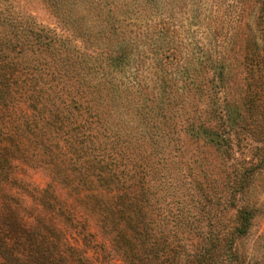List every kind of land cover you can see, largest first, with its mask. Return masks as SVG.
I'll return each instance as SVG.
<instances>
[{"label":"rangeland","instance_id":"374dc122","mask_svg":"<svg viewBox=\"0 0 264 264\" xmlns=\"http://www.w3.org/2000/svg\"><path fill=\"white\" fill-rule=\"evenodd\" d=\"M5 1L61 38L47 53L32 35L18 54L49 99L37 110L57 108L74 122L47 132L44 148L18 140L4 194L22 221L54 228L90 264H122L92 209L91 196L109 201L115 191L96 188L93 175L137 172L142 217L153 222L145 246H176L189 255L182 264L202 254L264 264V0ZM99 51L118 59L97 69ZM81 90L86 112L67 113L55 96ZM240 212L248 225L236 236Z\"/></svg>","mask_w":264,"mask_h":264},{"label":"trees","instance_id":"16d2710c","mask_svg":"<svg viewBox=\"0 0 264 264\" xmlns=\"http://www.w3.org/2000/svg\"><path fill=\"white\" fill-rule=\"evenodd\" d=\"M4 2L6 1L0 0V264H90L86 258L77 253L76 248L67 245L64 240L62 242L58 238L59 233L54 228L50 227L53 233L40 232L37 228L35 229L22 221L21 216L16 214L15 202H12L14 197L4 194L5 186L11 182L12 160L19 152L18 140L38 138L34 142L44 148L43 143L47 141V132H51L61 123L74 124L72 120L64 117L57 108L37 110L36 105L43 108V99L46 101L49 99L39 87L38 69L25 66L22 62L25 57L18 54L20 47L30 42L32 35L35 38L34 45L41 52L47 53L54 50L55 43L58 46L64 45L61 38L53 30L35 27L30 17L21 18V15L15 14L3 6ZM106 25L107 22H105ZM107 29L111 33L107 36L115 37V29L110 26H107ZM83 35L85 34L83 33ZM80 39L83 41V38ZM67 42L69 41L67 40ZM49 47L50 50H48ZM82 47L85 48L83 45ZM74 48L76 49V47ZM166 50L167 48H165ZM121 51H118L120 57L122 56ZM65 52L66 50L63 51V54ZM99 53L95 59L101 61H96L97 69L101 64L108 66L110 61L118 59L117 55L116 58H112L110 53L102 54L100 51ZM89 74L90 72L86 75L85 82L89 87H93L89 84V81L91 82ZM57 80L59 79L52 81ZM62 92L69 93L67 90H61L60 93ZM83 92L85 93L83 90L75 92L74 97L67 94L55 97L61 100L63 109L67 113L71 110H82L84 113L87 108L82 107L85 102ZM62 97L67 100L64 101ZM96 117L100 124L99 117L97 115ZM104 121L106 122L105 119ZM92 122L96 121L92 120ZM66 127L68 126L66 125ZM68 129L70 132L76 131L74 127H68ZM80 136L82 138L84 135L80 134ZM81 138L80 142H82ZM63 142L67 143L68 152L74 153L75 149L69 150L72 148L71 140ZM11 147L13 150H10ZM70 161L72 160L68 157L67 165L69 167H71L68 163ZM87 167L89 169L92 165ZM100 173L96 170L93 175L97 183L96 188L104 191L112 190L115 193L113 192L109 201L98 200L100 202L96 203L95 200L99 195H90L96 198H93L92 209L98 218L100 231L108 235L110 248L119 256L122 264H182L179 257L184 261L189 255L179 254L178 251L173 250L176 246L153 241L145 246V242L150 239L153 222L142 217L143 175L133 172L128 176L129 179L125 180L126 176L120 174L111 173L106 179ZM124 180L128 183L126 186ZM122 181L123 186L119 184ZM76 182V186L79 188H89L81 179ZM109 184L116 188H107ZM129 184L134 192H122ZM111 197L113 198L111 199ZM7 201H11L12 205L6 204ZM247 215L245 212L239 213L238 225L233 232L236 236L245 232L248 225ZM218 258L217 255L206 257L202 254L193 262L194 264H215L216 261L221 260Z\"/></svg>","mask_w":264,"mask_h":264}]
</instances>
